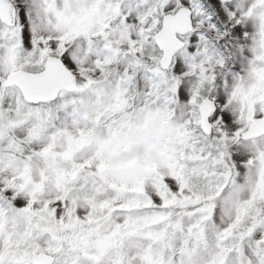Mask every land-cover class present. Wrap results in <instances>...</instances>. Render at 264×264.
<instances>
[{"label":"snow or ice","instance_id":"6c2138e0","mask_svg":"<svg viewBox=\"0 0 264 264\" xmlns=\"http://www.w3.org/2000/svg\"><path fill=\"white\" fill-rule=\"evenodd\" d=\"M0 264H264V0H0Z\"/></svg>","mask_w":264,"mask_h":264}]
</instances>
